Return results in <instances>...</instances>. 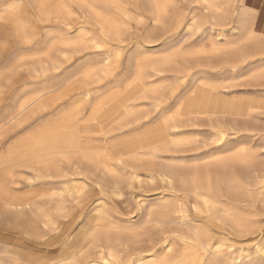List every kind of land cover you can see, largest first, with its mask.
I'll use <instances>...</instances> for the list:
<instances>
[{
	"label": "bare ground",
	"instance_id": "6f19581e",
	"mask_svg": "<svg viewBox=\"0 0 264 264\" xmlns=\"http://www.w3.org/2000/svg\"><path fill=\"white\" fill-rule=\"evenodd\" d=\"M102 1L0 0V99L17 104L10 121L29 111L30 8L57 28L48 54L58 51L54 40L76 45L89 35L82 26L73 35L85 24L76 5L97 15L111 41H127L121 19L154 26L134 47L103 53L117 70L87 59L82 71L50 80L60 65L48 55L51 67L31 71L40 75L39 105L83 73L93 87L81 98L92 111L83 115L81 102L36 129L29 145L0 154V264H264V0H196L200 12L181 0H136L148 16L111 0L122 18L102 11ZM12 39L21 45L5 56ZM103 80L107 96L98 100ZM134 86L141 99L117 100ZM198 89L202 96L187 105ZM161 119L166 142L150 139L127 154L111 146L112 137ZM86 123L100 128L92 139L81 131ZM184 135L199 144L173 150ZM26 166L34 174L17 193L16 170ZM45 184L58 187L53 212L36 204ZM136 187V212L127 217L113 201ZM68 198L79 210L65 212Z\"/></svg>",
	"mask_w": 264,
	"mask_h": 264
},
{
	"label": "rangeland",
	"instance_id": "374dc122",
	"mask_svg": "<svg viewBox=\"0 0 264 264\" xmlns=\"http://www.w3.org/2000/svg\"><path fill=\"white\" fill-rule=\"evenodd\" d=\"M116 1L121 3L123 5V8L129 12L135 14H146L136 0ZM252 1L253 0H247V3L250 4L252 3ZM106 5H108L110 9ZM181 5L184 9H186L187 12L193 10L199 12L203 11L202 7L196 2V0H181ZM98 7L106 13L113 14L117 18H122L121 11L115 10L113 8L111 0L107 2H100V4H98ZM74 10L75 12L77 11L75 18L76 21H80L81 24H85L76 26L75 29L72 30L73 35H78V31L76 30V28L81 26L87 27L89 35H87V38L79 40L76 45H72L66 39L54 40V42L57 44L58 51L48 54L46 48V46L48 47L49 45L48 36L57 28L54 22H39V20H37V9L33 7L30 8L29 84H31L32 87L29 88V111L23 116H19L14 121H10L11 114H13L17 109V104H15L14 101H12V99L8 97L6 99H0V154L7 153L10 149H18L22 146L29 145V137L36 129H39L40 126L45 124V122H47L49 119H57L58 116L61 117L68 110L76 108L81 102L84 103V100L81 98L82 92L86 87H93L88 86V83L84 79L83 73H80V75H76L74 79L69 82L62 80L58 85H56V89L59 90L57 91L59 95H51L48 98H44L42 99L43 101L41 105H39L37 94L38 92L40 93V86L38 85L40 81V75L35 73L32 74L31 71L34 69H38L40 62H44L45 66H50L49 56H52L51 58L54 60V62L60 65V69L58 71H49L47 73V76L50 80L54 79L56 76L65 78L68 74L82 71L85 67L82 66V63L87 59H92V61L99 68L114 71L118 68L116 65H114L113 63L111 65H105L102 62L103 53L105 51H116L122 45H129V47H134L137 40L145 39L148 31L154 29V26L151 23H149L148 26H141L136 21L127 22L126 19H121V21L123 22V27H125L127 33L125 37L127 41L124 43L120 41H111L104 38L100 27L95 23L97 15L88 14L87 9L82 5H76L74 7ZM145 16L148 15L146 14ZM58 27L63 33L66 32L67 27L65 25L58 24ZM173 33L174 31L172 30L168 33L167 36H171ZM90 38H93V40ZM2 39V41H4L3 36ZM10 43H12V47L6 52L5 56L9 53L15 54L17 52V48L21 45L20 41L16 39H12ZM94 43H97L98 45H100V47L96 48ZM186 44L187 43H184L182 46H186ZM97 70L98 69H95V71ZM97 75L101 76V73H98L97 71ZM106 83L107 82L105 80L100 83L101 89L97 94L98 100L107 96L104 91L107 89L104 86L106 85ZM122 92L123 93L118 96V101L123 99H130L132 102L141 99L143 96V88L138 86H134L130 90ZM202 94L203 91L201 89H198L195 94L189 93L186 96V102L188 104L195 102L202 96ZM226 97L230 99H232L231 97L236 98L233 95H226ZM91 108V102L87 101L83 104L82 114L85 116H89L91 113L90 111H92ZM151 109L152 108L149 109V113L153 115V109ZM170 116L174 117V119L177 120L175 123L179 122V119L176 117L175 113H172ZM86 124L81 126L80 128L82 131H85L89 134L88 138H93L94 135L90 133H98L100 128L96 124L92 126ZM104 127L106 128V130H108V123H105ZM152 130L166 131L167 127L164 121L161 119L150 122V124H146L141 128L130 130L129 134L140 135L142 133L151 132ZM178 140L179 141H177L176 146L173 150H191L199 144L198 139L193 136H180ZM166 141L167 139L165 138V141L162 142ZM61 166L64 167V163H62ZM33 174V171L30 170L27 166L17 168L15 174V180L17 183V185L15 186V190L17 193H24L27 190L29 178L33 177ZM54 188L55 186L53 185H41L39 187L40 194L36 198V204L38 206L47 208L51 212H53L55 200H51L50 195L52 194L51 192L56 193L58 191V187H56V189ZM139 195V189L137 187L135 189L126 188L123 197L121 199H114L113 205L127 217L134 216L137 207L136 202ZM80 207L81 205L77 204L76 201L68 198L67 209L65 210V212H76Z\"/></svg>",
	"mask_w": 264,
	"mask_h": 264
},
{
	"label": "crops",
	"instance_id": "0c3cea01",
	"mask_svg": "<svg viewBox=\"0 0 264 264\" xmlns=\"http://www.w3.org/2000/svg\"><path fill=\"white\" fill-rule=\"evenodd\" d=\"M188 105V103H187ZM101 120V119H100ZM165 122V119H162ZM97 124V123H95ZM86 125H94L93 123L90 124H86ZM99 125V124H98ZM82 131V130H81ZM82 133L86 136L87 139H91L88 138L89 134L85 131H82ZM130 132H125L123 134H120L118 136L112 137L111 138V146L116 149L119 153H124L127 154L130 151H132V149L137 145L142 146V144H145L146 142H148L150 139H153V141H155L154 143H156L158 141V143L162 142L164 139H162V135H164V131L161 130H152L151 132H146V133H142V134H129ZM158 133V134H157ZM95 135L96 133H90ZM145 136V137H144ZM138 137V138H137ZM143 137V138H142ZM164 137V136H163ZM147 138V139H146ZM119 139V141H118ZM130 141V142H129ZM146 141V142H145ZM120 143V144H119ZM122 144V145H121ZM131 147V148H128ZM124 151V152H123Z\"/></svg>",
	"mask_w": 264,
	"mask_h": 264
}]
</instances>
